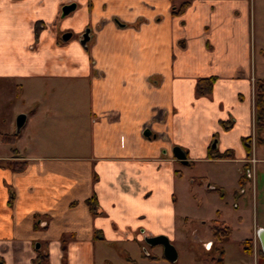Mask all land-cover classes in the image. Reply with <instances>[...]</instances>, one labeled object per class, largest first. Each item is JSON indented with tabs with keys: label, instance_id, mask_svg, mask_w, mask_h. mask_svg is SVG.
<instances>
[{
	"label": "crops",
	"instance_id": "0c3cea01",
	"mask_svg": "<svg viewBox=\"0 0 264 264\" xmlns=\"http://www.w3.org/2000/svg\"><path fill=\"white\" fill-rule=\"evenodd\" d=\"M263 19L264 0H0V116H25L0 131L17 134L0 137V264H178L180 246L214 264V221L224 264H264Z\"/></svg>",
	"mask_w": 264,
	"mask_h": 264
},
{
	"label": "trees",
	"instance_id": "16d2710c",
	"mask_svg": "<svg viewBox=\"0 0 264 264\" xmlns=\"http://www.w3.org/2000/svg\"><path fill=\"white\" fill-rule=\"evenodd\" d=\"M188 2L185 1L178 8L173 9V14L182 13L187 7ZM214 78H202L198 80L197 83V93L200 95L208 94L211 91ZM255 124L257 129L258 139L264 131V79H258L255 82ZM17 134H0V137L7 141H12L15 139ZM251 152V148H248ZM223 156V155H222ZM211 230L215 240V252L216 256L212 257V262L214 264H224V248L223 244L229 239L231 235V228L226 225L225 222L214 221ZM244 250L251 254L253 253V241L252 239H247L242 241ZM156 258V257H153ZM46 255L39 254L37 257V264H49Z\"/></svg>",
	"mask_w": 264,
	"mask_h": 264
},
{
	"label": "water",
	"instance_id": "95a60500",
	"mask_svg": "<svg viewBox=\"0 0 264 264\" xmlns=\"http://www.w3.org/2000/svg\"><path fill=\"white\" fill-rule=\"evenodd\" d=\"M76 9H77V3L76 2L65 4L62 8V16H66V15L70 14L71 12L75 11ZM69 37H71L70 33L68 35H65L64 39L67 40ZM88 39H89L88 33H85L83 35L82 43L85 44L88 41ZM24 120H25L24 115H20L18 117V119H17V128L18 129H20L23 126ZM173 151H174L175 156L178 159L183 160V162H186L185 161L186 153L182 150L181 147L176 146ZM258 237L261 241L263 251H264V228H260L258 230ZM145 241L149 245H154V246L155 245H162L164 248V255L169 261L176 262L178 260L177 249L168 236H166V235L150 236V237H146Z\"/></svg>",
	"mask_w": 264,
	"mask_h": 264
},
{
	"label": "rangeland",
	"instance_id": "374dc122",
	"mask_svg": "<svg viewBox=\"0 0 264 264\" xmlns=\"http://www.w3.org/2000/svg\"><path fill=\"white\" fill-rule=\"evenodd\" d=\"M66 18H59L58 21L61 22V21H66L65 20ZM264 21V19H263ZM60 26V23L59 25ZM258 27V26H257ZM85 32H83L84 34ZM258 34H259V29H258ZM62 36V35H61ZM64 93H71V91H67L65 90ZM2 116H0V131L1 132H5L7 130H14L15 132H17V125H15L14 127L12 126H9V121L12 119L14 121H17L19 115L21 113H18L15 109H12L10 107V105L7 107H3V111H2ZM8 135H11V134H8ZM9 145H4L2 144V142H0V152H9V148H8ZM8 149V151L6 150ZM201 252L203 253V250L201 249ZM140 254L141 252L140 251H135L132 253V256L135 257V258H140ZM179 261H178V264H197L196 261L194 260L193 256L189 253H186V249L185 247L183 246H180L179 247ZM124 261H126L124 259ZM123 264H126L125 262Z\"/></svg>",
	"mask_w": 264,
	"mask_h": 264
},
{
	"label": "flooded vegetation",
	"instance_id": "af4514ba",
	"mask_svg": "<svg viewBox=\"0 0 264 264\" xmlns=\"http://www.w3.org/2000/svg\"><path fill=\"white\" fill-rule=\"evenodd\" d=\"M65 36V35H64ZM88 36H89V34H88ZM64 38V37H63ZM83 39V38H82Z\"/></svg>",
	"mask_w": 264,
	"mask_h": 264
}]
</instances>
